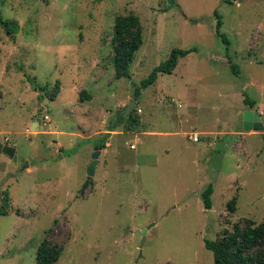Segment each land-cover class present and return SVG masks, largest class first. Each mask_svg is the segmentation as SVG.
I'll use <instances>...</instances> for the list:
<instances>
[{
    "label": "rangeland",
    "instance_id": "rangeland-1",
    "mask_svg": "<svg viewBox=\"0 0 264 264\" xmlns=\"http://www.w3.org/2000/svg\"><path fill=\"white\" fill-rule=\"evenodd\" d=\"M130 14L144 44L117 79L115 19ZM0 15L20 25L0 26V146L18 155L0 152V264H37L46 238L56 264H214L205 239L264 222V132L243 124L254 106L264 123V0H0ZM174 49L197 52L136 97Z\"/></svg>",
    "mask_w": 264,
    "mask_h": 264
},
{
    "label": "trees",
    "instance_id": "trees-1",
    "mask_svg": "<svg viewBox=\"0 0 264 264\" xmlns=\"http://www.w3.org/2000/svg\"><path fill=\"white\" fill-rule=\"evenodd\" d=\"M238 0H227L229 4H233ZM223 22L218 15V23L216 27V35L223 39L226 44H229L227 37L221 32ZM0 26L11 37L17 34L20 30V25L17 22L5 20L0 15ZM144 44V29L139 16L120 15L115 19L114 26V68L117 79L128 78L130 70L136 60L138 51ZM197 49H174L168 60L156 67L151 75L143 80L136 88V97L139 96L142 90L154 85L160 74H172L178 67L179 61L182 58L196 53ZM233 73L237 76L240 74L238 67L234 64L231 66ZM33 84L34 80L30 79ZM60 81L56 82L55 92L50 99L54 101L60 93ZM47 86L40 87L45 92ZM48 94L44 96L47 97ZM90 99V96H89ZM255 103H253L254 105ZM140 126V117L137 114H131L127 119L125 128L134 132ZM207 141H211L208 138ZM106 148L105 141H101L96 145V150ZM89 183V182H88ZM88 183L82 188L84 192ZM214 188L210 185L202 194L206 210H211L213 207L212 195ZM3 207L0 208V215H7V200L8 194L5 196ZM238 199L234 197L228 202L229 211L235 213L237 210ZM264 243V222L257 224L254 220H247L246 225L242 228L236 224L232 230H226L224 234L216 240L205 239V246L214 254V264H264V250L261 248ZM63 252V247L53 244L49 238L43 240L37 250V264H56Z\"/></svg>",
    "mask_w": 264,
    "mask_h": 264
},
{
    "label": "water",
    "instance_id": "water-1",
    "mask_svg": "<svg viewBox=\"0 0 264 264\" xmlns=\"http://www.w3.org/2000/svg\"><path fill=\"white\" fill-rule=\"evenodd\" d=\"M46 100H49L48 97H45ZM136 104L133 103L131 106H129L126 111L125 115H130V112ZM243 124H244V131L245 132H264V123L262 122V116L258 112V107L254 106L251 110H247L243 113ZM37 128L36 118L34 119V123L32 126V129L35 130ZM0 152L8 156L10 159H12L14 162H18V155L17 150L15 147L11 146H0ZM102 155V151L98 150L96 151L92 156V163L88 167V179L91 180L96 173L97 165L100 163L99 158ZM147 233V230L141 232V236L144 238Z\"/></svg>",
    "mask_w": 264,
    "mask_h": 264
},
{
    "label": "built area",
    "instance_id": "built-area-1",
    "mask_svg": "<svg viewBox=\"0 0 264 264\" xmlns=\"http://www.w3.org/2000/svg\"><path fill=\"white\" fill-rule=\"evenodd\" d=\"M191 139L193 140V142L197 143V142H200V135L199 134H192L190 135ZM135 148V147H133Z\"/></svg>",
    "mask_w": 264,
    "mask_h": 264
},
{
    "label": "crops",
    "instance_id": "crops-1",
    "mask_svg": "<svg viewBox=\"0 0 264 264\" xmlns=\"http://www.w3.org/2000/svg\"><path fill=\"white\" fill-rule=\"evenodd\" d=\"M262 116V115H261ZM187 134V133H186ZM191 135L192 134H199V133H190ZM200 137H201V135H200ZM189 138H190V136H189ZM200 141H201V139H200ZM195 143V142H194ZM197 143H199V142H197Z\"/></svg>",
    "mask_w": 264,
    "mask_h": 264
}]
</instances>
